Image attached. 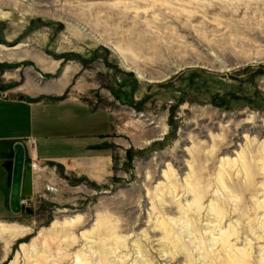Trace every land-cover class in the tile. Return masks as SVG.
<instances>
[{"label":"rangeland","instance_id":"374dc122","mask_svg":"<svg viewBox=\"0 0 264 264\" xmlns=\"http://www.w3.org/2000/svg\"><path fill=\"white\" fill-rule=\"evenodd\" d=\"M0 45L17 48L4 89L61 85L118 141L99 185L39 170L27 211L0 220V264H219L217 229L264 264L263 0H0ZM240 154L243 195L221 181L246 185Z\"/></svg>","mask_w":264,"mask_h":264},{"label":"crops","instance_id":"0c3cea01","mask_svg":"<svg viewBox=\"0 0 264 264\" xmlns=\"http://www.w3.org/2000/svg\"><path fill=\"white\" fill-rule=\"evenodd\" d=\"M60 86L53 89L52 96L18 94L4 89L0 72V220L15 215L10 209V193L14 145L19 141L26 147L23 197L38 192V172L49 164L95 185L112 174L113 146L118 143L110 137L112 117L99 112L89 100L56 97Z\"/></svg>","mask_w":264,"mask_h":264},{"label":"bare ground","instance_id":"6f19581e","mask_svg":"<svg viewBox=\"0 0 264 264\" xmlns=\"http://www.w3.org/2000/svg\"><path fill=\"white\" fill-rule=\"evenodd\" d=\"M11 50H17V48L16 47H14L13 49H11V48H9V47H5V46H3V45H0V59H5L6 58V56L8 55V54H16V52L15 51H11ZM126 61V60H125ZM127 66L128 67H130V65H128V63H127ZM264 147V146H263ZM247 151V150H246ZM242 153V152H241ZM253 153V152H252ZM243 154V153H242ZM242 154H240V158H245V161H244V163H243V169H244V171H245V173H246V185H244L243 187H240L239 185H237L235 182H232V184L231 183H229L227 180H224L223 178H222V182L225 184V185H227V187L226 188H228V187H231L235 192H242L241 194L243 195L244 194V192L247 190V189H249V187L251 186V184L253 183V180H254V178H255V173H254V168H253V163L250 161V159H248V157H244V155H242ZM260 156V155H259ZM253 158V157H252ZM243 174V173H242ZM241 180V179H240ZM187 182V181H186ZM234 183V184H233ZM242 183V182H241ZM243 183H245V182H243ZM194 191V190H193ZM232 191V190H231ZM238 195H239V193H238ZM243 197V196H242ZM196 199V198H195ZM197 200V199H196ZM198 201V200H197ZM197 201H195V202H197ZM194 202V203H195ZM200 202V201H199ZM165 207V206H164ZM165 209H166V213H164V214H166V215H168V216H170V214H172L173 213V210H172V208H171V206L170 207H165ZM219 211V214L221 215V211L220 210H218ZM217 215V214H216ZM173 218V217H172ZM180 219V218H179ZM182 219V218H181ZM179 221V220H178ZM160 223H161V225H160V229H162L163 231H165V233H168V234H170L169 233V231H168V229L166 228V222H165V220H163V219H160ZM99 224H100V222H99ZM98 225V224H97ZM96 225V226H97ZM95 226V227H96ZM2 228L0 229V230H2L3 232H6V231H8L9 229L7 228V227H5V226H1ZM94 227V228H95ZM109 229H110V227H109ZM108 230V229H107ZM112 230H114V229H112ZM219 231H220V229H217V233H218V236H219V238H220V241H219V243H221L220 245H219V248H218V250H214V260H216V262H218L219 264H256L255 263V261H253V260H251V257L247 254V252L246 251H239V253L237 254V253H230V252H228L227 251V249H229L228 247H230L228 244L230 243V239H231V236H233V235H235L236 234V232H229L227 235H221V234H219ZM110 232V231H109ZM108 232V235L110 236L111 234ZM2 233V232H1ZM107 233V232H106ZM105 233V234H106ZM114 233V232H113ZM244 234V233H243ZM107 235V236H108ZM260 235V234H259ZM258 235V236H259ZM83 236H86V235H84L83 234ZM111 237H112V235H111ZM110 239V238H109ZM233 240V239H232ZM232 243V242H231ZM167 246H168V244H167ZM174 247L173 246H169V248H167V250L169 249V250H172ZM230 250V249H229ZM213 251V250H212ZM231 251V250H230ZM234 251V250H233ZM96 253V252H95ZM98 253V252H97ZM98 255L99 254H97L96 255V264H102L101 263V261L99 260V257H98ZM255 260H256V258H254ZM263 259V258H262ZM89 262L87 261L85 264H88ZM215 264V263H214Z\"/></svg>","mask_w":264,"mask_h":264},{"label":"water","instance_id":"95a60500","mask_svg":"<svg viewBox=\"0 0 264 264\" xmlns=\"http://www.w3.org/2000/svg\"><path fill=\"white\" fill-rule=\"evenodd\" d=\"M25 161L26 147L23 142L19 141L14 145V164L10 193V209L15 214L21 213L25 209V205L21 203Z\"/></svg>","mask_w":264,"mask_h":264},{"label":"built area","instance_id":"2783aa9c","mask_svg":"<svg viewBox=\"0 0 264 264\" xmlns=\"http://www.w3.org/2000/svg\"><path fill=\"white\" fill-rule=\"evenodd\" d=\"M30 144H31V146H32V150H35V146H34V144H35V140L34 139H31L30 140ZM21 203L22 204H24L25 205V208L27 207V205H28V203H29V198H24V197H22L21 198Z\"/></svg>","mask_w":264,"mask_h":264},{"label":"trees","instance_id":"16d2710c","mask_svg":"<svg viewBox=\"0 0 264 264\" xmlns=\"http://www.w3.org/2000/svg\"><path fill=\"white\" fill-rule=\"evenodd\" d=\"M25 211H27V208H25Z\"/></svg>","mask_w":264,"mask_h":264}]
</instances>
